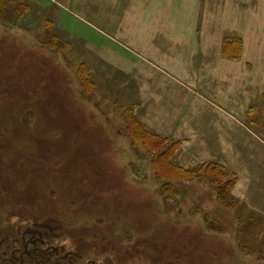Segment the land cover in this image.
I'll return each mask as SVG.
<instances>
[{"label": "rangeland", "instance_id": "1", "mask_svg": "<svg viewBox=\"0 0 264 264\" xmlns=\"http://www.w3.org/2000/svg\"><path fill=\"white\" fill-rule=\"evenodd\" d=\"M245 1L243 15L252 9L253 17L210 28L209 45L220 36L242 37L240 64L260 70L264 94V0ZM235 3L239 8L241 0ZM11 6L0 4V227L54 221L68 244L104 264H264V166L248 138L233 137L255 176L245 199L231 187L220 196L221 185L204 179L158 176L155 140L135 131L146 125L141 84H154L140 70L159 65L149 58L146 64L131 41L142 29L132 22L131 40H115V27L90 18L102 12L82 20L45 0ZM210 58L215 68V54ZM157 79L170 97L171 81ZM253 106L245 123L264 141V104ZM154 135L181 142L175 163L183 171L210 163L185 153V134ZM202 136L217 143L214 134Z\"/></svg>", "mask_w": 264, "mask_h": 264}, {"label": "crops", "instance_id": "2", "mask_svg": "<svg viewBox=\"0 0 264 264\" xmlns=\"http://www.w3.org/2000/svg\"><path fill=\"white\" fill-rule=\"evenodd\" d=\"M16 1L30 7L38 2ZM45 1L59 12L82 20V16L102 12L103 16L93 14L90 18L95 23L100 19L105 21L109 29L115 27L118 36H112L115 40H131L126 33L131 30L132 22L142 29L140 39L131 41L145 55L146 64L150 62L148 58L159 63L148 70H140L148 83L154 80L152 86L141 84L139 90V108L144 123L155 134H165L163 137L166 138L185 134V153L195 156L198 162L225 166L238 179L233 194L241 200L250 195L249 188L255 177L250 170L252 165L246 161L245 153L233 137L241 134V138L243 135L246 140L248 138L251 154L256 155L264 166L259 158L264 155V141L245 123L253 105L256 102L264 104V94L260 93L262 79L257 77L260 70L250 63L245 68L241 65L245 49L242 37H216V46L209 45L208 38L210 28L220 23L238 25L244 17L251 19L252 9H247L244 15L242 11V5L247 1L241 0L240 9L235 3L238 0H192L188 5H181L178 0H165V5L160 0ZM232 19L238 21L229 22ZM229 39L243 42L238 60L230 59L224 51V44ZM213 53L215 68L210 65ZM184 59L188 63L183 65ZM163 77L173 84L169 99L163 97L160 85L156 84L157 78ZM202 134H214L217 143L212 144Z\"/></svg>", "mask_w": 264, "mask_h": 264}, {"label": "flooded vegetation", "instance_id": "3", "mask_svg": "<svg viewBox=\"0 0 264 264\" xmlns=\"http://www.w3.org/2000/svg\"><path fill=\"white\" fill-rule=\"evenodd\" d=\"M11 207L16 212V204ZM56 226L54 221L36 219L19 227H0V264H104L85 258Z\"/></svg>", "mask_w": 264, "mask_h": 264}, {"label": "trees", "instance_id": "4", "mask_svg": "<svg viewBox=\"0 0 264 264\" xmlns=\"http://www.w3.org/2000/svg\"><path fill=\"white\" fill-rule=\"evenodd\" d=\"M0 4L3 7L10 8L11 5H17L16 8L19 7H27V5H24L20 2H17L16 0H0ZM1 7V8H3ZM12 7V6H11ZM14 7V6H13ZM16 10V9H14ZM9 11H12L9 10ZM237 44V45H236ZM234 46H239V49H237ZM224 51L226 52L227 56L232 60H238L241 57L242 51H243V42L239 39L236 40H226L224 44ZM133 109V107H131ZM130 108V109H131ZM131 111V110H130ZM134 128V127H133ZM139 134H146L150 137H147L148 139H151V137L156 141H154L155 147L158 151L161 152L160 154V161H159V168H158V176L163 178L164 176L167 178H171L176 181H192L194 179H204L206 183L208 184H214V185H221L220 189V196L227 197L226 195H229L227 193H224L225 189L228 187H231V192L235 188L237 184V177L228 171V169L218 163H212L205 164V167L202 168L201 171H198L203 176H197L195 177V174H197V171H183L180 167H178L175 163L177 156L179 155V152L181 150V142H174L170 141L164 138H160L152 132L146 125L139 124L138 130L135 129ZM147 143V142H146ZM145 143V144H146ZM144 141L142 145H145ZM141 145V146H142ZM146 146V145H145ZM144 147V146H143ZM147 154L151 158L152 154L150 151L147 150ZM162 174V176H160ZM164 175V176H163ZM157 176V175H156ZM212 181V182H211ZM173 186V188H172ZM161 189L166 187L165 184L161 185ZM170 188V191H173L172 189L177 190V185L170 184L168 186ZM220 188V187H219ZM229 191V190H228ZM176 194V193H175ZM174 194V195H175ZM172 195V196H174ZM219 195V194H218Z\"/></svg>", "mask_w": 264, "mask_h": 264}]
</instances>
